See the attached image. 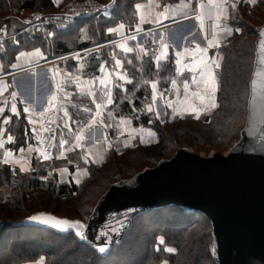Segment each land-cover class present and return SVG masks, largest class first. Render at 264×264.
Listing matches in <instances>:
<instances>
[{
  "label": "trees",
  "instance_id": "16d2710c",
  "mask_svg": "<svg viewBox=\"0 0 264 264\" xmlns=\"http://www.w3.org/2000/svg\"><path fill=\"white\" fill-rule=\"evenodd\" d=\"M146 1L100 0L110 12L101 18L99 25L93 30L87 29L86 37L82 38V27L89 25L94 15L79 19L84 23L78 20L80 25L74 32L75 25L54 30L52 33H57L52 41L53 55L48 57L63 56L110 42L115 35L107 29H115L120 24H124L131 33L136 32L141 19L135 5ZM178 1L156 0L161 9ZM257 6L258 9L251 10L249 4L243 3L233 13L231 25L241 31H234L218 49L222 62L216 73L217 106L204 121L192 117L172 119L170 112L163 118H156L153 112L144 108V103L151 101L150 83L144 84V81L155 80L161 88H166L174 77L184 80V76L177 75L173 51L169 52L166 60L158 63L155 61L158 44L150 41L147 43L148 52L141 59L136 52L123 54L116 45L89 54L86 73L90 70L97 74L100 63L110 64L107 51H115V55L124 60V67L134 82L127 85L128 92L124 94L129 97L121 102L118 115L129 117L135 128L149 127L156 135V141L126 149L122 155L110 152L101 166L89 164L79 183L74 166L69 167L65 175L67 179L63 180V176L54 170L33 168L21 171L4 163L0 170V189L8 186L10 191L0 202V264H219L212 254L216 244L213 220L205 212L188 213L176 205L136 214L123 236L106 252H100L88 241H80L74 233L24 222L30 216L47 213L87 223L100 199L113 185L158 167L163 161L173 159L179 151L203 158L218 152L229 153L242 138L249 118L252 78L258 57V29L264 25L261 19L264 1L257 0ZM38 9L54 11L57 9L56 0H0V28L6 25L9 31L14 28L15 33L12 41L0 43V76L16 69L13 65L17 64L20 53L39 47L50 51L47 38L42 33H21L25 22L17 20ZM130 91L133 94L130 95ZM120 97L119 93L117 98ZM25 120L23 115L13 117L8 130L22 141L24 127L28 130ZM195 142L205 143L207 146L198 152L208 153L210 150L213 151L211 156L193 152L191 149ZM68 200L71 202H65ZM161 238L163 244L160 243ZM167 248L175 251L168 252Z\"/></svg>",
  "mask_w": 264,
  "mask_h": 264
},
{
  "label": "water",
  "instance_id": "95a60500",
  "mask_svg": "<svg viewBox=\"0 0 264 264\" xmlns=\"http://www.w3.org/2000/svg\"><path fill=\"white\" fill-rule=\"evenodd\" d=\"M258 29V57L252 78L249 118L229 156L203 158L179 151L171 160L134 179L113 185L100 199L83 229L96 248L111 250L138 213L176 205L188 213L205 212L214 222L219 264H264V40ZM44 216L54 214L42 213ZM25 224L50 223L27 219Z\"/></svg>",
  "mask_w": 264,
  "mask_h": 264
},
{
  "label": "crops",
  "instance_id": "0c3cea01",
  "mask_svg": "<svg viewBox=\"0 0 264 264\" xmlns=\"http://www.w3.org/2000/svg\"><path fill=\"white\" fill-rule=\"evenodd\" d=\"M243 3L249 4L252 8L257 5V0L255 3L250 2V0H180L167 5L164 9L159 7L156 0H148L140 4L141 7L138 9V14L140 19L143 18V20L141 19V23H139V30H136L134 33L128 31L127 27H124L117 32H113L115 36L110 42L86 50L71 52L63 56L48 57L40 47L27 51L26 55H19L17 62L21 63L20 67L9 74L0 76V108L5 109L4 112H0V141L3 142L0 144V170L4 163L11 165L13 169L20 170L21 165L26 170L32 169V162L38 156L40 157L41 148L38 144L36 145L37 134L34 133L33 125L31 123L27 124V118L30 117V113L44 116L53 109L54 105L56 106L55 99H52V97L57 94L58 75H69L71 78L74 74L72 66H75L72 58L77 60L76 55L90 53L92 50L101 47L117 45L119 51L126 54L119 48V44L125 43L129 48L133 49L132 52L127 54L136 52L141 59L147 54V43L150 41L153 44H158L156 56L162 51L167 52V56L158 62L166 60L169 52L173 51L175 63L178 58L181 60L180 65L176 64L177 69H180L177 71V75L184 76V78L189 76V88L192 87L194 89V85V90H198L205 97L203 99L205 104H211L207 97H213L216 102L218 88L217 68L214 66L212 68L216 80L215 94V91L207 88L203 83L207 79L206 75L202 77L199 69L196 72L190 71L195 66L193 57H202L209 64L215 62L221 65L222 56L218 54V49L234 33L235 29L231 25L232 16L235 9ZM201 4L204 5L203 8L200 7ZM231 4H235L236 7H231ZM201 13H203V28H201V22L195 18ZM228 29H231V32ZM13 30H10V37L14 34ZM25 31L30 33L39 32L38 29H35L30 24L24 26L21 33ZM56 33L54 32L49 35L42 34L49 41L52 36H56ZM133 36L135 37L134 40L131 39ZM161 36H163V39H161ZM209 40L213 41L212 45H209ZM197 44L200 46V49H206V51H199ZM163 45H167V49H164ZM141 48L147 51L140 56L139 49ZM36 49L40 50V55L32 54ZM184 49H188V51L184 52ZM178 51L182 53L180 57L176 56ZM122 62L124 64V60ZM121 69L127 77H130L125 67ZM84 73L85 75L91 73L90 75L94 76L98 74V72L96 74L90 70ZM193 76H195V82L192 79ZM181 84L179 87L184 88V83L182 82ZM13 92L16 93L15 98L11 95ZM160 93L158 92L155 103L159 102L161 104L164 101V97L161 98ZM25 98H31L30 107L24 105ZM13 102L17 105L16 114L11 113L10 106ZM197 103V105H201L199 100H197ZM25 107L29 108L30 111L25 113L23 111ZM45 108L48 110L44 111ZM198 108H201V106ZM21 115L26 119L25 126L28 127V130L24 127L25 134L22 137L23 141L18 140L12 131L8 132L12 118H19ZM5 117H7V123H5ZM8 135L13 137L12 141L7 139ZM46 142V144L50 143L49 140ZM62 179L66 180L67 178L63 176Z\"/></svg>",
  "mask_w": 264,
  "mask_h": 264
},
{
  "label": "rangeland",
  "instance_id": "374dc122",
  "mask_svg": "<svg viewBox=\"0 0 264 264\" xmlns=\"http://www.w3.org/2000/svg\"><path fill=\"white\" fill-rule=\"evenodd\" d=\"M87 1L101 3L100 0ZM56 3L57 9H55L54 11L40 12V14L44 16H55L57 14H60L65 9L68 0H56ZM254 8L258 9V6L252 7L251 10H254ZM36 11L41 10L38 9ZM34 12L25 13L24 15H22L21 19L17 18V20L25 22V26H27L28 24H30ZM109 12L110 11L107 10L103 13L92 16L89 20V22L91 23H89V25L83 26L81 29V38L86 37L85 31L87 29L93 30L94 28H96L99 25V21L101 20V18L103 16H107ZM261 19L264 20V16H262ZM79 22L81 24L84 23L82 22V20H79ZM79 22L73 27L80 25ZM2 27L7 28V33L5 34V40L3 42L12 41V39L15 38V33L10 37V31L8 27L6 25ZM72 30L73 32L76 31L77 27L75 29L73 28ZM54 37L55 35L50 38L51 40H47V43L50 45V51L49 49L44 50L42 47H40L46 52L45 54H47L48 56L53 55L51 48L54 45V43L52 42L54 40ZM104 49L105 47H101L95 50L102 52V50ZM95 50H92L90 53L95 52ZM143 50L144 49L142 48L139 49L140 56L145 53V51ZM90 53L76 55L77 60L72 58V62L75 63V66H72V69L74 71V74L71 76L72 79L69 77V75H58L57 85H59V87L57 89L56 96H54L56 97V106L54 105L53 109L50 110V112H47L44 116L37 113H30V117L27 118V124L31 123L33 125L34 133L37 134L36 145L38 144L41 148L40 157L38 156L36 159H34L35 162L33 163L32 169L35 168L37 170L50 171L54 170L61 176H65L67 175L66 173L67 170H69V167L74 166L76 170V180L81 181L84 177L85 170H87L88 165L93 163L96 166H101L110 152L113 151L118 155H122L129 148H134L138 145L146 146V144L156 141V135L149 127L135 128L133 127L132 121L129 119V117H122L118 115V110L121 102L126 96L129 97V95L124 94L128 92V90L126 89L129 83L124 80H120L117 76V73L122 74L127 78V80H130L132 82V79L130 77H127L125 72H122L121 68L124 67V64L122 62L123 59H120L122 62V66L117 67L115 65V59L113 58L119 59V57L115 55V51H107L106 57L110 60V64L108 65L105 62L99 64V66L101 64L105 65L104 72L101 73L98 67L97 75H90L91 73L89 75H85L84 72L86 71L87 64H89L88 54ZM24 54L26 55V52H24ZM20 65L21 63L17 62L16 68L20 67ZM101 76H104L109 81L108 89L112 91L114 103L101 108L99 110L100 115L97 116V109L95 107V103H93L92 96L88 95L87 93L91 91L99 95V89L101 87V85L99 84V78ZM94 77L95 80L93 79ZM179 79L180 77L172 78L170 83L167 85L168 87L166 88H161L160 83L157 82V94L158 92H161L160 97L162 94V97H164V101H162L161 104H159V102L155 103V107L154 103L152 104V107L154 109L153 113L155 114V112H159V118H163L167 112H170L172 119L175 117H192L195 120L204 121L206 117L210 116L215 107L213 108L211 104H205V102L201 99V96L203 95H201L198 90H194V85V89H192V87H188L187 90L179 87L180 85H182V82H189V76H186V78H184V80L182 81H180ZM172 80H176L177 83L175 86H173ZM120 84L124 85L123 89L119 87ZM119 93L121 94V97L118 99L117 97ZM129 94L131 95L133 94V92L130 91ZM197 100L201 102V105H197ZM30 101L31 98H25L24 105L30 107ZM97 102L102 101L97 100ZM149 103H152V101L144 103V108L146 110ZM169 103L172 105L171 107H167ZM196 106H201V108H198ZM86 108L91 109V112L84 111V109ZM193 108H196L198 111L193 112ZM65 111L68 112V116L64 115ZM94 116L95 120L93 121L92 118ZM32 121H35V123H33ZM101 121H103V123H101ZM77 135L82 136L83 139L77 141ZM61 139L68 141V143L64 144L63 147H61L59 143ZM47 140L50 141L49 144H46ZM78 144L80 146H77ZM192 146L193 149L191 150L193 152L201 153L198 151L205 148V146L207 145L202 142H195L194 144H192ZM212 152H210L209 150L208 153L202 152L201 155L208 157L211 156ZM218 153L225 156H229L230 154V152ZM45 155L47 156V158H44ZM211 158H213V156L209 157L208 159ZM3 187L4 188L0 189V202L7 197L10 191V188L8 186ZM65 202L70 203L71 201L68 200ZM53 206H55V204H53ZM88 223L89 221L85 224ZM214 248L217 255L220 256L221 253L219 245L215 244Z\"/></svg>",
  "mask_w": 264,
  "mask_h": 264
},
{
  "label": "snow or ice",
  "instance_id": "6c2138e0",
  "mask_svg": "<svg viewBox=\"0 0 264 264\" xmlns=\"http://www.w3.org/2000/svg\"><path fill=\"white\" fill-rule=\"evenodd\" d=\"M250 2L254 3L255 0H250ZM135 7H136V9H139L141 7V5L137 4V5H135ZM200 7L203 8L204 5L201 4ZM231 7L235 8L236 5L235 4H231ZM195 18L201 22V28H203V13H201L200 15H197ZM141 19L143 20V18H141ZM124 27H125L124 24H120V25H118L117 29L108 28L107 31L109 33H113V32H117L119 29H123ZM137 30H139V25H137ZM228 31L231 32V29H228ZM235 31L239 32V31H241V29L236 28ZM261 35L264 36V32H262ZM131 39L134 40L135 37L133 36V37H131ZM161 39H163V36H161ZM208 43H209V45H212L213 41L209 40ZM260 44L262 46H264V40H261ZM163 47H164V49H167V45H163ZM119 48L122 49L123 52L126 53V54L133 51V49L129 48L127 46V44H125V43L119 44ZM197 49L199 51H201V52H205L206 51V49H200V46L198 44H197ZM143 51H145V53H146L147 50H143ZM187 51H188V49H184V52H187ZM32 54L33 55H40V50L36 49L35 52L32 53ZM19 55L22 56V55H25V54L24 53H20ZM181 55H182V53L179 52V51L176 53L177 57H180ZM166 56H167V52L166 51H162L158 56L155 57V60L158 62L163 57H166ZM193 60H194L195 66L193 68H191L190 71L196 72L199 69L202 77L205 76V75L207 76V79L203 81L205 86L207 88H210L212 91H215L216 81H215V78H214V73H213L212 68H213V66L218 68V67H220V65L218 63H215V62H212V64H209L202 57L201 58L193 57ZM129 63H131V61H129ZM180 63H181V60L178 58L176 60V64L180 65ZM115 65L117 67H121L122 66L121 60L120 59H115ZM15 66L16 65H13V67H15ZM158 66L159 65L157 64V67ZM104 69H105V65L101 64L99 66V71L101 73H103ZM179 70L180 69H177V71H179ZM117 76L119 77L120 80H124L127 83H131V81L127 80V78L125 76H123L122 74L117 73ZM93 79L95 80V77ZM192 79L195 82V76H193ZM108 83H109V81L104 76H101L99 78V84L101 85V87L99 89V95H97V94H95V93H93L91 91H89L87 93L88 95L92 96L93 103H95V107L97 109V112H96L97 116L100 115L99 110L101 108H104L107 105H111V104L114 103L112 91L110 89H108ZM143 83L144 84H149L150 83V86H151V101H152V103H149L147 105V111L151 113V112H154L152 104L155 103L156 100H157V82L155 80H151V81H144ZM176 83H177L176 80H172L173 86H175ZM57 87H59V85H57ZM119 87L121 89H123L124 85L120 84ZM188 87H189L188 82H185L184 83V89L187 90ZM11 95H12L13 98L16 97V93L15 92L11 93ZM161 98H162V94H161ZM207 98L210 100L211 106L213 108L217 106L213 97H207ZM52 99H55V97L53 96ZM201 99L203 100V99H205V97L201 96ZM97 100H101L102 102H97ZM50 103H51V101H50ZM171 106L172 105L170 103L167 105V107H171ZM10 107H11V113L16 114L17 113V105H16V103L13 102ZM47 110H48L47 108L44 109V111H47ZM4 111H5L4 108H0V112H4ZM23 111L25 113H27V112L30 111V109L25 107L23 109ZM84 111L91 112V109L86 108V109H84ZM141 111H143V109H141ZM192 111L193 112H197L198 110L196 108H193ZM64 115L68 116V112L65 111ZM155 115H156V118H159L160 113L159 112H155ZM92 119L94 121L95 120V116ZM32 122L35 123V121H32ZM5 123H7V117H5ZM101 123H103V121H101ZM7 139L9 141H12L13 137L11 135H8ZM82 139H83L82 136H80V135L76 136V140L77 141H80ZM2 143L3 142L0 141V144H2ZM59 143H60V146L63 147L64 144L68 143V141H66L64 139H61L59 141ZM261 145H262V147H264V140H261ZM77 146H80V145L78 144ZM21 150L23 151V149H21ZM9 155H11V154L9 153ZM44 158H47V156L45 155ZM20 170L21 171H25L26 169L24 168L23 165H21ZM77 183H79L78 180H77ZM28 219L32 220V221H42L44 223H50V224H52L53 227L60 228L62 230H66L67 228L75 229L76 230L75 231V235L76 236L80 237L81 239H86L85 233L83 231V229L86 227V225L81 220L57 219L54 216H44V215H39V216L33 215V216L28 217ZM160 243L161 244L164 243L163 238L160 239ZM104 250L105 249L103 247H101L99 249L100 252H104ZM166 250L168 252H174L175 251L174 248H167ZM212 254L215 255V248L212 249Z\"/></svg>",
  "mask_w": 264,
  "mask_h": 264
},
{
  "label": "built area",
  "instance_id": "2783aa9c",
  "mask_svg": "<svg viewBox=\"0 0 264 264\" xmlns=\"http://www.w3.org/2000/svg\"><path fill=\"white\" fill-rule=\"evenodd\" d=\"M109 10V7L102 3L90 2L87 0H68V3L60 14L55 16H44L42 11H35L30 25L39 32L49 35L54 30H64L75 25L79 19L90 17L95 14L103 13ZM7 28L0 29V42L5 40Z\"/></svg>",
  "mask_w": 264,
  "mask_h": 264
}]
</instances>
